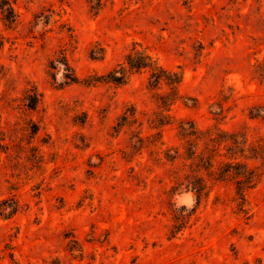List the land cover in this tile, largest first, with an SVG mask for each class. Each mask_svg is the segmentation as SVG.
<instances>
[{"label": "rangeland", "instance_id": "rangeland-1", "mask_svg": "<svg viewBox=\"0 0 264 264\" xmlns=\"http://www.w3.org/2000/svg\"><path fill=\"white\" fill-rule=\"evenodd\" d=\"M8 1L16 22L0 14V203L19 209L0 215V264H264V173L248 215L229 185L200 202L171 194L170 166L130 146L139 131L156 132L157 94L168 88L149 89L146 72L103 81L139 43L182 73L163 147L180 143L177 119L264 142V0ZM182 206L188 223L172 234Z\"/></svg>", "mask_w": 264, "mask_h": 264}, {"label": "trees", "instance_id": "trees-1", "mask_svg": "<svg viewBox=\"0 0 264 264\" xmlns=\"http://www.w3.org/2000/svg\"><path fill=\"white\" fill-rule=\"evenodd\" d=\"M0 14L7 26L16 22L15 11L8 0L0 1ZM146 72L148 74V88L158 90L166 86L168 91L158 95L157 105L161 109V117L150 122L155 133L143 136L139 131L130 140L132 149L142 151L147 149L150 156L154 155L156 163L170 166V192L185 189L191 191L198 202L207 198L214 185H229L233 189L232 203L238 213L249 214L247 194L260 182L264 173V142L262 139L251 137L246 131H230L219 126L199 128L193 121L185 119L175 120V129L180 143L177 146L163 147L162 127L173 125L168 114L171 106L181 98L179 85L182 73L161 66L147 48L139 43H133L118 68L104 76L103 81L121 85L133 73ZM72 82H79L78 78H69ZM99 82V81H98ZM92 84V82H87ZM215 105V104H214ZM210 113L215 118L223 115L224 108L216 104ZM34 108L32 103L30 106ZM121 118L129 121L135 118V112H125ZM35 134L36 131H33ZM141 153V152H140ZM260 162L261 165H250L249 161ZM10 200L0 203V215L8 218L18 211V204H9ZM185 206L173 208L172 234L182 230L188 223L189 213Z\"/></svg>", "mask_w": 264, "mask_h": 264}]
</instances>
